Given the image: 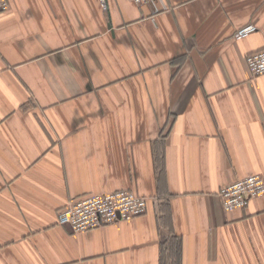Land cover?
<instances>
[{"label":"crops","instance_id":"1","mask_svg":"<svg viewBox=\"0 0 264 264\" xmlns=\"http://www.w3.org/2000/svg\"><path fill=\"white\" fill-rule=\"evenodd\" d=\"M9 4L0 264H264V197L225 211L218 195L264 175V74L246 64L264 48V0ZM117 189L147 197L146 211L59 224L70 200Z\"/></svg>","mask_w":264,"mask_h":264},{"label":"built area","instance_id":"2","mask_svg":"<svg viewBox=\"0 0 264 264\" xmlns=\"http://www.w3.org/2000/svg\"><path fill=\"white\" fill-rule=\"evenodd\" d=\"M106 5V0H100ZM143 4L149 0H133ZM10 8L9 0H0V12ZM258 30L256 24L241 27L236 35L244 37ZM246 64L253 76L264 74V48L246 55ZM218 195L225 211L247 206L251 199L264 197V175L252 173L220 187ZM147 209V197L131 189L91 193L70 200L58 212V222L74 232L87 231L120 220H130Z\"/></svg>","mask_w":264,"mask_h":264},{"label":"trees","instance_id":"3","mask_svg":"<svg viewBox=\"0 0 264 264\" xmlns=\"http://www.w3.org/2000/svg\"><path fill=\"white\" fill-rule=\"evenodd\" d=\"M170 246H171V247H172V246L174 247V250H173V251H174L175 254L177 255V254H178V253H177V252H178V245H177V242H174L173 245H172V243H171V245L169 244V247H170ZM169 247H168V248H169ZM174 264H177V259H176V258H175V260H174Z\"/></svg>","mask_w":264,"mask_h":264}]
</instances>
